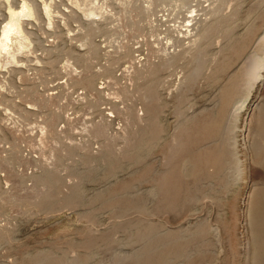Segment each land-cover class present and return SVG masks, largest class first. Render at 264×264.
<instances>
[{"label": "rangeland", "instance_id": "1", "mask_svg": "<svg viewBox=\"0 0 264 264\" xmlns=\"http://www.w3.org/2000/svg\"><path fill=\"white\" fill-rule=\"evenodd\" d=\"M27 1L0 51V264H264V0Z\"/></svg>", "mask_w": 264, "mask_h": 264}, {"label": "bare ground", "instance_id": "2", "mask_svg": "<svg viewBox=\"0 0 264 264\" xmlns=\"http://www.w3.org/2000/svg\"><path fill=\"white\" fill-rule=\"evenodd\" d=\"M7 1V0H6ZM181 2V1H180ZM177 3V2H176ZM31 4L27 1V0H22V5L21 8L19 10H13V9H8L10 10V15L7 22L5 23V25H3L1 32H0V51H2V49L6 48L5 50L7 51V47L9 46L8 41H11L12 36L14 35L15 37L17 36L19 38L20 34L24 31H22L21 28V15H32L33 14V9L30 6ZM8 6V5H7ZM10 8H13L10 6ZM46 10L48 11V6H46ZM27 31V30H26ZM20 33V34H19ZM25 34V33H24ZM25 36V35H24ZM23 36V38H24ZM14 37V38H15ZM22 37V36H21ZM22 39V38H21ZM18 40L20 46L23 44V40ZM26 39V37H25ZM24 39V40H25ZM17 40V38H16ZM15 40V41H16ZM29 41V40H28ZM264 41V36L259 40V42ZM26 41H24L25 43ZM30 42V41H29ZM28 42V43H29ZM17 43V41H16ZM12 44V43H11ZM14 44V43H13ZM8 45V46H7ZM18 47V46H16ZM15 47V49H16ZM28 47V46H27ZM20 48V47H19ZM22 48V47H21ZM24 48V47H23ZM17 50V49H16ZM4 51V50H3ZM8 52V51H7ZM11 53V52H10ZM6 54V53H5ZM4 54V55H5ZM17 54V53H16ZM2 56V55H1ZM1 58V57H0ZM8 60V59H7ZM6 61V60H5ZM264 68V59L263 58H259L255 53H252L248 56L247 62L245 63V67H244V72L246 75V78L252 82V80L256 79L257 76L259 75V72L261 71V69Z\"/></svg>", "mask_w": 264, "mask_h": 264}]
</instances>
